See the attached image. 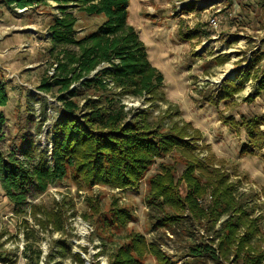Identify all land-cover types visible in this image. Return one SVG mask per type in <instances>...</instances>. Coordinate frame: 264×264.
Wrapping results in <instances>:
<instances>
[{
	"label": "rangeland",
	"instance_id": "1",
	"mask_svg": "<svg viewBox=\"0 0 264 264\" xmlns=\"http://www.w3.org/2000/svg\"><path fill=\"white\" fill-rule=\"evenodd\" d=\"M51 14L42 6L26 10L0 1V66L9 98L3 108L7 122L1 128L4 150L21 144L23 135L41 150L53 147L52 129L61 104L56 93L38 89L42 78L53 73L47 31ZM78 17L80 35L102 21L101 16L78 13ZM212 18L218 20L217 27L211 24ZM128 21L139 31L152 64L165 76L167 98L157 102L159 108H151L153 116H166L167 124L191 122L202 132L198 144L209 145L210 151L201 147L194 154L206 160L213 153L216 160L211 166L230 174L239 201L259 220L260 232L251 246L256 252L264 251V149L242 156L240 150L248 138L245 128L224 121L233 117L240 122L243 116L264 114V89L256 95L258 81L251 78L235 97L217 100L223 81L237 83L236 76L252 55L264 52V0H130ZM190 32L197 35L187 41L184 34ZM224 56L228 59L219 62ZM258 74L264 76V60ZM124 102L135 110L151 105L132 97ZM260 129L264 130V124ZM191 162L174 150L156 159L145 176L129 186L78 184L71 170L39 193L26 212L15 210L0 184V251L10 258L0 264H109L132 230L158 243L171 264H241L232 258L234 252L229 259L217 261L207 253L199 260L190 255L198 244L218 246L219 239L213 238L228 215L208 222L206 216L198 220L185 210L180 222L157 224L158 218L172 211L169 206L161 211L148 202L151 179L172 169L175 184L183 191L187 189L185 170ZM200 172L196 169L194 174L200 177ZM210 201V193L197 199L204 207ZM113 208L128 210L131 221L124 227L113 224ZM60 209L63 221L58 229L48 217ZM244 231L241 228L240 234ZM27 245L30 259L24 253ZM145 264L160 263L148 253Z\"/></svg>",
	"mask_w": 264,
	"mask_h": 264
},
{
	"label": "trees",
	"instance_id": "2",
	"mask_svg": "<svg viewBox=\"0 0 264 264\" xmlns=\"http://www.w3.org/2000/svg\"><path fill=\"white\" fill-rule=\"evenodd\" d=\"M0 1L19 9L42 6L52 11L47 31L53 73L42 78L38 89L56 93L61 104L60 116L52 129V149L41 150L30 145L26 135L22 136L21 144L7 150L0 145V184L15 210L26 212L39 193L67 177L71 170L72 179L78 184L84 181L112 186L135 185L156 159L176 150L192 160L184 174L187 189L182 191L179 184H175L172 169V173L168 170L166 175L157 174L151 179L148 202L161 211L166 206L172 211L158 218L157 224L178 223L185 210L198 220L206 216L208 222L228 215L229 219L213 238L219 239L218 246L198 244L191 248L190 255L199 260L207 253L210 259L217 261L229 259L234 252L232 258L241 264H263L264 251L256 252L251 246L260 232L258 218L251 217L252 212L239 201L237 185L231 181L230 174L211 166L216 160L214 154L209 153L206 160L194 154L201 147L210 149L207 144H198L202 132L191 122L167 124L166 116H153L151 108H159L157 102L167 98L165 76L152 64L139 31L128 21L130 0ZM78 13L101 16L102 21L80 35ZM196 35V32L185 33L184 38L188 41ZM227 59L228 56L220 57L219 62ZM262 60L264 52L252 55L236 76L237 83L225 79L217 100L235 97L251 78L258 81L256 95H260L264 76L261 74L260 78L258 65ZM128 97L151 105L135 110L124 102ZM8 101L0 66V140L4 138L1 128L7 118L3 108ZM224 121L245 128L248 138L240 150L242 156L264 149V130L260 129L264 114L243 116L240 122L233 117ZM196 169L201 171L200 177L194 174ZM207 193L211 195V203L199 206L197 199ZM112 212L116 226L124 227L131 221L132 215L125 208H113ZM62 213L60 209L48 217L55 228L62 227L59 225L63 221ZM241 228L245 229L243 234H240ZM126 238L112 254L109 264H145L148 253L160 264H171L158 243L148 242L144 234L132 230ZM28 249L29 245L24 253L30 259ZM39 257L40 254L36 255L34 260ZM76 257L82 262L79 254ZM9 259L0 251V261L6 263Z\"/></svg>",
	"mask_w": 264,
	"mask_h": 264
},
{
	"label": "built area",
	"instance_id": "3",
	"mask_svg": "<svg viewBox=\"0 0 264 264\" xmlns=\"http://www.w3.org/2000/svg\"><path fill=\"white\" fill-rule=\"evenodd\" d=\"M211 24H212L213 26L217 27V26H218V20H217L216 18H212V19H211Z\"/></svg>",
	"mask_w": 264,
	"mask_h": 264
}]
</instances>
